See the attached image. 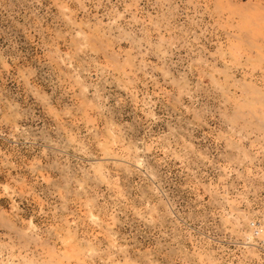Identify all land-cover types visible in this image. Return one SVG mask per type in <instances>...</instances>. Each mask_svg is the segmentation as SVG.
Masks as SVG:
<instances>
[{
    "label": "rangeland",
    "instance_id": "1",
    "mask_svg": "<svg viewBox=\"0 0 264 264\" xmlns=\"http://www.w3.org/2000/svg\"><path fill=\"white\" fill-rule=\"evenodd\" d=\"M0 264H264V0H0Z\"/></svg>",
    "mask_w": 264,
    "mask_h": 264
},
{
    "label": "built area",
    "instance_id": "2",
    "mask_svg": "<svg viewBox=\"0 0 264 264\" xmlns=\"http://www.w3.org/2000/svg\"><path fill=\"white\" fill-rule=\"evenodd\" d=\"M259 229H261V228H259Z\"/></svg>",
    "mask_w": 264,
    "mask_h": 264
}]
</instances>
